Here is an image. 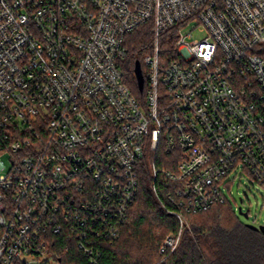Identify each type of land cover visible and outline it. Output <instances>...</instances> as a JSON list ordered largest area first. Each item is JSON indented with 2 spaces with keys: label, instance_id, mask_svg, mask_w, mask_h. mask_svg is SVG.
<instances>
[{
  "label": "built area",
  "instance_id": "built-area-1",
  "mask_svg": "<svg viewBox=\"0 0 264 264\" xmlns=\"http://www.w3.org/2000/svg\"><path fill=\"white\" fill-rule=\"evenodd\" d=\"M145 24L138 98L122 62ZM160 147L181 226L160 254L188 213L228 199L233 172L264 188V0H0V264H60L63 231L97 264Z\"/></svg>",
  "mask_w": 264,
  "mask_h": 264
},
{
  "label": "trees",
  "instance_id": "trees-1",
  "mask_svg": "<svg viewBox=\"0 0 264 264\" xmlns=\"http://www.w3.org/2000/svg\"><path fill=\"white\" fill-rule=\"evenodd\" d=\"M170 41L174 31L170 32ZM152 25L145 24L127 35L128 55L122 62L127 84L134 95L143 98L145 90L138 87L135 63L141 62L146 80L143 57L150 52ZM162 147L144 159L140 167L139 192L122 227L120 237L110 242L96 240L97 264H264V234L242 222L233 208L232 199L215 204L210 210L188 213L178 247L160 254L159 245L169 234L180 231L172 201L177 184L166 182L153 174V167L176 170L178 160ZM171 195V196H170ZM70 232L54 236L53 251L60 264H90L73 240Z\"/></svg>",
  "mask_w": 264,
  "mask_h": 264
},
{
  "label": "rangeland",
  "instance_id": "rangeland-1",
  "mask_svg": "<svg viewBox=\"0 0 264 264\" xmlns=\"http://www.w3.org/2000/svg\"><path fill=\"white\" fill-rule=\"evenodd\" d=\"M198 36L199 33L195 32ZM8 162V160H5ZM227 181V182H226ZM225 181V190L232 199L233 208L240 220L245 223L264 225V188L254 180L247 172L242 174L233 172ZM231 190V193L228 192ZM239 207L249 212V218L239 214Z\"/></svg>",
  "mask_w": 264,
  "mask_h": 264
},
{
  "label": "water",
  "instance_id": "water-1",
  "mask_svg": "<svg viewBox=\"0 0 264 264\" xmlns=\"http://www.w3.org/2000/svg\"><path fill=\"white\" fill-rule=\"evenodd\" d=\"M135 75L137 77V81H138V87L140 90H143L144 88V76H143V73H142V67H141V62L139 60L136 61L135 63ZM239 211V214L240 215H243L245 218H249V212L248 211H244L242 209V207H239L238 209ZM247 226L250 227V228H253L255 230H258L260 232H262L264 234V225H255V224H252V223H247Z\"/></svg>",
  "mask_w": 264,
  "mask_h": 264
}]
</instances>
